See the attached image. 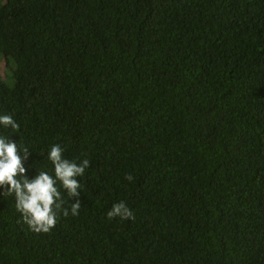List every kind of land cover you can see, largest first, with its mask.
<instances>
[{
	"label": "trees",
	"instance_id": "obj_1",
	"mask_svg": "<svg viewBox=\"0 0 264 264\" xmlns=\"http://www.w3.org/2000/svg\"><path fill=\"white\" fill-rule=\"evenodd\" d=\"M0 66L28 179L90 162L47 233L0 187V264H264V0H0Z\"/></svg>",
	"mask_w": 264,
	"mask_h": 264
},
{
	"label": "clouds",
	"instance_id": "obj_2",
	"mask_svg": "<svg viewBox=\"0 0 264 264\" xmlns=\"http://www.w3.org/2000/svg\"><path fill=\"white\" fill-rule=\"evenodd\" d=\"M0 125L17 129L19 125L11 115H0ZM15 142L8 138L0 137V187H6V194H14L16 208L22 213L28 226L37 233H47L55 227L60 212L66 217L69 210L63 208L64 200L57 188L59 182L69 197H76V202L71 205V215H79L81 202V184L77 177L83 176L85 169L89 167V160L84 159L80 164L63 157L64 149L60 145H53L48 153V159L54 166V176L47 172H39L33 179H28L23 160ZM24 157L28 156V150L23 149ZM125 179H134L131 173L126 174ZM107 217L113 219H134L133 212L121 201L113 205L107 212Z\"/></svg>",
	"mask_w": 264,
	"mask_h": 264
},
{
	"label": "rangeland",
	"instance_id": "obj_3",
	"mask_svg": "<svg viewBox=\"0 0 264 264\" xmlns=\"http://www.w3.org/2000/svg\"><path fill=\"white\" fill-rule=\"evenodd\" d=\"M2 70H3V67L0 66V75H3V74H2Z\"/></svg>",
	"mask_w": 264,
	"mask_h": 264
}]
</instances>
